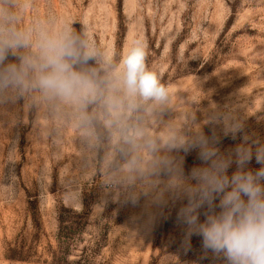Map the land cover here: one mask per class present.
Returning a JSON list of instances; mask_svg holds the SVG:
<instances>
[{"label":"rangeland","instance_id":"obj_1","mask_svg":"<svg viewBox=\"0 0 264 264\" xmlns=\"http://www.w3.org/2000/svg\"><path fill=\"white\" fill-rule=\"evenodd\" d=\"M41 29L86 42L95 55L78 67L100 78L140 41L167 97L138 101L109 125L100 101L85 121L38 88L0 89V264H49L63 208L89 212L69 264L85 252L90 264H224L198 235L185 246L177 216L186 199L166 195L157 204L144 193L169 179L160 161L183 156L185 175L202 164L198 149L168 148L175 134H215L225 154L245 133L253 147L264 143V0H0V34ZM32 52H9L4 64ZM213 112L240 119L243 132L225 135L222 122H210ZM248 167L260 165L253 158ZM235 170L233 163L229 175ZM21 244L33 259L9 260L8 249Z\"/></svg>","mask_w":264,"mask_h":264},{"label":"clouds","instance_id":"obj_2","mask_svg":"<svg viewBox=\"0 0 264 264\" xmlns=\"http://www.w3.org/2000/svg\"><path fill=\"white\" fill-rule=\"evenodd\" d=\"M21 48L34 52L19 56L18 63L5 65L9 52L15 55ZM94 55L86 42L67 29H41L35 34L9 30L0 34V89L38 88L46 97L73 106L85 121L89 119L88 105L100 101L110 116L109 125H120L138 101L166 99L167 90L146 68L145 44L136 41L120 67L104 78L90 68L78 67ZM209 120L222 122L224 134L233 138L244 130L243 122L230 114L213 112ZM249 139L245 133L243 142L225 154L215 134L208 137L197 130L188 137L173 135L168 148L184 153L198 149L202 164L185 175L183 156L178 161L164 159L160 164L169 179L162 187H157L160 181L151 182L144 193H151L157 204L166 203V195L186 199L177 216L186 226L185 246H190L191 236L198 235L203 249L222 258L224 264H264V143L255 141L253 147ZM253 158L258 169L248 167ZM233 163L236 170L229 175ZM201 209H205L203 221Z\"/></svg>","mask_w":264,"mask_h":264},{"label":"trees","instance_id":"obj_3","mask_svg":"<svg viewBox=\"0 0 264 264\" xmlns=\"http://www.w3.org/2000/svg\"><path fill=\"white\" fill-rule=\"evenodd\" d=\"M89 212H77L63 208L58 214V233L56 235V244L48 245L47 254L49 259L44 263L49 264H69L68 259L74 251L82 230L87 226ZM80 256V260L75 264H90L89 256L85 252ZM6 257L12 261H28L33 259L32 249L25 245H15L7 251Z\"/></svg>","mask_w":264,"mask_h":264}]
</instances>
